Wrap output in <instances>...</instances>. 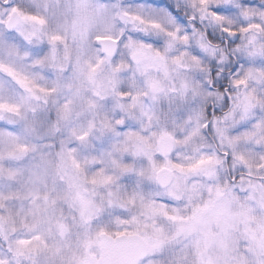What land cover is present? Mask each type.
Returning a JSON list of instances; mask_svg holds the SVG:
<instances>
[{
	"label": "snow or ice",
	"instance_id": "obj_1",
	"mask_svg": "<svg viewBox=\"0 0 264 264\" xmlns=\"http://www.w3.org/2000/svg\"><path fill=\"white\" fill-rule=\"evenodd\" d=\"M0 264H264V0H0Z\"/></svg>",
	"mask_w": 264,
	"mask_h": 264
}]
</instances>
